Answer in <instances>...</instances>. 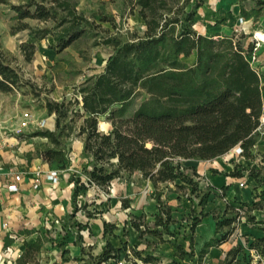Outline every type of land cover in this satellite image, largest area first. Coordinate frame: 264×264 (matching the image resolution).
<instances>
[{
  "label": "trees",
  "instance_id": "obj_1",
  "mask_svg": "<svg viewBox=\"0 0 264 264\" xmlns=\"http://www.w3.org/2000/svg\"><path fill=\"white\" fill-rule=\"evenodd\" d=\"M122 1L126 14L141 21L139 27L124 33L119 32L112 16L101 12L86 16L77 9V0H20L17 4H8L13 13L9 34L26 31L29 38L18 44L24 62H30L35 55L34 41L49 36L48 48L56 54L74 42L90 37L94 38L92 45L110 48L103 68L85 76L75 87L72 98L56 101L45 97L44 109L53 117L54 129L37 130L30 136L45 138L46 144L37 148L36 154L54 170L70 167L65 139L72 131L81 137L84 180L70 173L72 201L90 187L107 191L122 173H138L155 191L162 183H173L178 189L187 188L191 195L199 198L197 205L200 208L199 216H190L188 224L187 242L191 249L194 228L201 217L208 215L202 212L208 193L199 195L194 167L185 166L181 160L211 161L237 145L241 148V157L253 158L252 148L256 142L253 130L261 113L262 75L250 66L241 42H234L232 35L213 38L196 33L192 27L193 17L202 0ZM237 1L242 17L247 19L262 14L264 0H251L253 5L248 10L243 7L246 0ZM0 3L6 2L0 0ZM28 20H34L36 24L31 25ZM102 23H109L114 32L102 28ZM101 32L105 34L96 38ZM192 54L194 60L189 64L184 59ZM25 86L39 95L40 90L24 80L17 66L12 64L1 46L0 35V93H11ZM73 120H80L75 128L71 124ZM100 121L108 124L106 132L100 131ZM226 175L241 177L235 170ZM249 175L256 180L252 172ZM259 195L264 196V192ZM154 200L161 214L157 212L153 216L151 226L145 220H129L123 224V235H128L125 227L129 226L139 236L151 234L158 243L174 237L169 228L173 223L169 206H162L160 192H155ZM120 204L123 208L129 207L127 201ZM256 209H262L261 220L251 214ZM211 215L215 232L204 244L200 257L206 248L227 241L236 226L244 222L260 231V235L251 239L243 235V245L237 244L226 255L231 257V262L240 253L243 258L250 255L257 259L256 263L264 260L261 198L252 204L243 202L234 206L226 203L223 210ZM240 216L243 221H237ZM87 217L92 214L87 213ZM75 228L79 240H83L80 234L83 230L90 236L87 224L77 223ZM117 229L114 222H102L104 243L98 254L88 255L92 264L117 263L122 254L126 259L130 256L133 263L136 259L145 264L158 261L154 255L121 240L115 233ZM33 231L22 230L19 235H30ZM36 233L32 242L22 238L23 250L11 264L37 261L45 237L39 231ZM164 235L169 238L164 239ZM13 240L10 235H5L3 246L8 247ZM113 240H118L119 245ZM173 248L180 259L192 256L191 250H184L180 244L174 243ZM66 252L64 249L61 253Z\"/></svg>",
  "mask_w": 264,
  "mask_h": 264
},
{
  "label": "rangeland",
  "instance_id": "obj_2",
  "mask_svg": "<svg viewBox=\"0 0 264 264\" xmlns=\"http://www.w3.org/2000/svg\"><path fill=\"white\" fill-rule=\"evenodd\" d=\"M5 2L6 3H0L1 46L9 56L12 64L17 66L23 79L33 83L37 88L36 90L40 91L39 95H35L29 87L25 86L11 92L14 94L3 101L5 105L4 110L6 108L9 109V119L18 122L19 129L14 131L17 135L22 132L20 128L30 130V132L46 130L47 114L44 109L45 97L56 101L69 100L72 98L75 87L85 76L97 73L103 68L110 53V48L101 44L92 45L94 38L90 37L74 42L59 54H56L54 51L49 53L46 51L47 49L49 50L48 44L51 43V37L49 36L38 44L37 51L32 60L30 62H24L18 50V44L29 40L26 31L16 35L9 34L10 18L13 16V13L9 10L8 4H17L20 0H5ZM244 4L253 5V1L246 0ZM77 9L86 16H91V14L95 12H101L112 16L117 25V29L121 33H124L125 30L139 27L141 22L138 17L126 14L122 0H77ZM258 20L261 29H263L264 5L262 7V14L259 16ZM28 22L31 25L36 24L34 20H28ZM101 27L109 28L110 33L114 32L109 23H102ZM102 34L105 33H98L96 38L101 37ZM240 42H243V38H240ZM39 49L43 50L42 53ZM263 51H261V53ZM184 60L189 64L192 63L194 54ZM4 110L3 113H6ZM41 121L46 123L42 127L39 126ZM21 122H26L25 126H21ZM103 123V121H100L99 129L101 132H106L107 127ZM71 124L73 128H75L80 124V120H73ZM11 132L13 131L3 129L2 136L5 139L12 138ZM11 141L13 142L12 146L6 147L4 144L5 148L15 150L16 147L19 146L20 140L15 138L14 140L11 139ZM80 141L81 137L76 135V131H72L71 135L65 139V145L70 157V167L69 170L66 171H56L64 174L68 172L75 173L84 180L81 169L85 160L82 157L81 151L79 152ZM25 144L26 142L22 143L23 146ZM45 144L46 140L42 137H35L34 141H32L33 149H41ZM258 150L259 151L252 152L253 158L249 162H246V159L243 161L239 158L240 156L233 153V150H230L224 156L210 163L215 167L213 174L218 176L220 180H224V170H227L226 166L228 165L230 166L228 171H243L244 174L241 175V179L238 180L239 177L234 178L231 184L238 186L240 181L244 182V186L252 189L255 195L261 198L262 205L264 206V196L259 195L264 192V156L260 153L262 150L261 147H258ZM181 162L185 166H188L190 161L181 160ZM185 171L189 173V170ZM249 172H252V174L257 177L256 180L249 175ZM36 173H38V175L43 174L39 167L36 169ZM194 180L198 182L200 188L199 195L204 193L212 194V196H208L207 198L209 201L208 206H217L214 205L215 199L222 196L223 189L229 186L222 185L212 188L205 179L194 177ZM66 183L67 182L64 181L63 188H67ZM70 188L71 190L73 189L72 185H70ZM122 188H125L124 191ZM209 188L215 190V193H212ZM237 188L241 189L240 186ZM257 188H259V190ZM155 192H160L162 206H169L171 218L173 219V223L169 225V228L174 233V237L170 238L166 245L158 243L157 238L149 233H143L139 236L138 233L130 229L129 226L125 227L128 231V235H123V225L121 221H118V218L122 220V214H125L126 222H129V220H136L137 222L145 220L148 222V225L151 226L152 221L149 212L153 208L149 206V203H152L150 199H154ZM129 194L132 195L134 198L133 200L129 199ZM198 199V197L191 195L187 188L178 189L173 183L159 184L158 190L155 191L151 185H148L147 180H143L138 173H122L107 191L88 188L86 191L80 192L74 201L70 202L69 209L63 215L57 217L53 214L51 216L46 214L43 217V224L39 225L38 229L45 237V243L36 257L37 261L32 264H92L88 255L91 254L94 256L98 254L104 241L101 234H99L100 232L96 231L95 226L94 228L92 227L95 223L90 221V217H87V213L92 214V218H98L100 221L108 220L109 222L118 223L119 227L117 233L120 239L126 240L129 246L135 245L138 250H144V252L154 255L158 258L155 264L256 263L257 259L250 257V255L247 256V258H243L239 254L236 259L231 262V257L227 256L226 252L223 250L220 251L216 257L205 255L200 258L199 250L195 247L189 249L185 240L189 235L187 227L190 223V216H199L200 208L197 205ZM129 200L134 207H129V209L123 211L120 205L121 201ZM135 206L138 207L135 208ZM157 212L161 214V210H157ZM217 212H219L218 208H213L211 211L212 214H216ZM77 223L87 224L90 229V236L87 234L86 230L80 232L84 238L82 241L79 240L75 234V224ZM92 230H94V233H92ZM243 232L244 230L237 225L236 230L233 231L226 246L229 245L230 248H235L237 244H240ZM12 235L14 241L8 247L3 246L0 241V264H11L22 252V238L29 241L34 239V235H22L19 237L15 234ZM164 238H168V236L164 235ZM60 243L63 245L59 246L58 244ZM113 243L119 245L118 240H113ZM174 243L180 244L185 250H191L192 256L180 259L173 248ZM143 245H145V247L141 249ZM77 246L83 248V252L79 251ZM64 249H66L67 252L63 254L61 252ZM129 249L130 248H128V250ZM71 256H74V259H69ZM65 258H67V261H65ZM237 258L239 259L237 260ZM172 259L174 263H171ZM133 262L134 260L130 256L126 259L122 254L119 262H112L111 264H145L138 259L135 260V263Z\"/></svg>",
  "mask_w": 264,
  "mask_h": 264
},
{
  "label": "crops",
  "instance_id": "obj_3",
  "mask_svg": "<svg viewBox=\"0 0 264 264\" xmlns=\"http://www.w3.org/2000/svg\"><path fill=\"white\" fill-rule=\"evenodd\" d=\"M252 5L244 4L243 7L245 10L250 9ZM240 5L237 0H202L201 5L196 9L195 15L193 17V29L197 34L200 35H212L213 38L221 37V36H229L232 34V28L236 24L238 17H240ZM261 16V15H260ZM242 17V16H241ZM244 18V17H243ZM258 17H250L244 18L248 20L247 25L249 26V30H253L255 28H261L259 25ZM264 29V28H263ZM16 35V34H15ZM42 41V40H41ZM41 41H34L36 47L40 44ZM41 50V49H39ZM264 45L261 46L258 50V57L260 60V66L263 73V84H264ZM37 51V50H36ZM43 50L40 52L42 53ZM49 53H52V50H46ZM261 51H263L261 53ZM264 88V86H263ZM14 93H0V241L3 244V239L5 235L13 236H22L19 235V232L22 230H34L30 235H34V239L37 235L36 231L39 225H42L43 217L48 214L51 216L52 214L55 216L63 215L67 212L70 207V202L72 201V190L70 185L73 184L69 181L68 173H58L57 179L53 182L50 178H48V173L51 169L47 163H44L36 154V149H33L32 141H34L33 136H30L32 132L27 129H21L20 134H15L14 131L19 129L18 122L9 119V109H5V105L3 101L8 97L12 96ZM7 107V106H6ZM3 110L6 113H3ZM6 116V117H4ZM100 123V122H99ZM46 124V123H45ZM107 129L109 128L107 123H103ZM3 129H6L11 132V137L9 139H5L2 136ZM47 129H54V119L52 116L47 115ZM20 140V144L16 147L15 150L10 148L13 142L11 139ZM45 140V138H43ZM26 144L23 146L22 143ZM5 144V145H4ZM82 150V141L79 142V152ZM243 161L244 157H239ZM251 159H246V162H249ZM183 161H190L188 166L194 167L198 177L205 179L209 182V185L212 188L219 187L222 185H229L227 188H224L222 191V196L217 197L215 199L214 205L217 206H208L209 201L207 199L205 206L202 209V212L208 213V215L200 218V221L196 224L193 234H192V248H196L200 251L203 249L204 244L213 238V234L215 232V221L211 215V211L213 208H218L223 210L226 203L233 204L236 206L240 203L252 204V202L259 199L255 195V192L252 189L247 188L246 186L241 187V189L237 188L238 186L233 183V179L235 177H231L226 175L231 172L228 171L229 165L226 166L227 170H224V180H220L218 176L213 174L215 167L211 165V161H201L198 159H189ZM242 166V164H241ZM39 167L43 174L39 175V185L37 188H33V180L36 176V169ZM69 170V169H68ZM66 171V170H65ZM219 171V170H217ZM241 175L244 174L243 171L240 172ZM18 176L19 179L15 180V177ZM227 179V180H226ZM239 177L238 180H240ZM116 180V179H115ZM114 180V181H115ZM226 180V181H225ZM64 181H66L67 188H63ZM114 181L111 183L113 185ZM148 185H151L149 181ZM10 184H15L17 186L16 191L8 190V186ZM91 189L97 190L94 187H90ZM209 188L212 193H215V190ZM123 191L125 188H122ZM259 190V188H257ZM214 191V192H213ZM217 194V193H216ZM208 196H212V194L208 193ZM129 199L133 200L132 195H128ZM208 198V197H207ZM152 203H149V206H152V210L149 212V216L151 215V221L153 220V216L157 213V208L154 199H150ZM129 203V207H134L131 204V201H127ZM121 205V204H120ZM127 208H123V211H126ZM138 206H135V208ZM147 207V206H146ZM148 208V207H147ZM97 209V208H95ZM145 209V208H144ZM146 211V210H143ZM251 214L255 217L256 220H261L263 218L262 209H256L251 212ZM148 218V217H147ZM90 221L95 223L92 227L98 233L102 235V222L98 218L90 217ZM118 221H121L123 225L125 220V214H122V220L118 218ZM105 222H109L105 220ZM117 227H119L118 223H115ZM241 229L244 230L241 237V245L244 243V237L251 239L252 237H257L260 235V231L256 229H252L249 224H245L244 222L240 225ZM188 228V227H187ZM133 230V229H132ZM118 229L115 230L117 233ZM136 232V231H135ZM41 233V232H40ZM94 233V230H92ZM137 233V232H136ZM119 235V234H118ZM26 236V235H25ZM164 238V237H163ZM169 238V237H168ZM33 239V240H34ZM84 239V238H83ZM167 239V238H164ZM230 239V238H229ZM229 239L219 245L211 246L205 249V253L202 255L206 256H214L216 257L220 251H224L227 253L230 250V246H226L229 242ZM28 242H32L33 240ZM186 243L188 245L187 239ZM14 241V240H13ZM12 241V242H13ZM104 243V242H103ZM119 243V242H118ZM168 242H162V245H166ZM79 251H81V247L77 246ZM102 247V246H101ZM100 247V250H101ZM145 245L141 249H144ZM183 248V247H182ZM68 249V248H67ZM184 249V248H183ZM69 250V249H68ZM185 250V249H184ZM187 250V249H186ZM189 250V249H188ZM245 255H248V251H244ZM242 256V253H240ZM202 258V257H200ZM69 259H74V256H71ZM239 258H237L238 260ZM238 262V261H237ZM243 264V262H242ZM252 264H264V260H261L259 263Z\"/></svg>",
  "mask_w": 264,
  "mask_h": 264
},
{
  "label": "built area",
  "instance_id": "obj_4",
  "mask_svg": "<svg viewBox=\"0 0 264 264\" xmlns=\"http://www.w3.org/2000/svg\"><path fill=\"white\" fill-rule=\"evenodd\" d=\"M248 20L244 19L243 17H238L236 24L232 28V37L234 42L239 40L240 38H243L242 48L244 49V55L246 56L250 66L254 69V71L262 75V69L260 66V60L258 57V50L261 46L264 45V29L261 28H255L253 30H249V26L247 25ZM251 46L250 50H247L248 47ZM261 85H262V90H261V113L258 117V123L253 130V136L256 139L255 144L253 145V150L254 151H259L258 147H261L260 153L264 156V84L263 80L261 78ZM26 122H21V126H25ZM45 124L44 121H41L39 123V126L42 127ZM233 153L235 155L241 156V148L237 145L233 149ZM68 158L69 154H68ZM264 159V158H263ZM48 178H50L53 182L56 181L57 179V172L56 170H51L48 173ZM19 177L16 176L15 180H18ZM39 185V175L36 173V176L33 180V188H37ZM239 186L243 187L244 182L240 181ZM8 190L10 191H16L17 186L15 184H10L8 187ZM237 221H243V216H240ZM236 230V229H235Z\"/></svg>",
  "mask_w": 264,
  "mask_h": 264
},
{
  "label": "water",
  "instance_id": "obj_5",
  "mask_svg": "<svg viewBox=\"0 0 264 264\" xmlns=\"http://www.w3.org/2000/svg\"><path fill=\"white\" fill-rule=\"evenodd\" d=\"M146 146H149V143H146Z\"/></svg>",
  "mask_w": 264,
  "mask_h": 264
}]
</instances>
